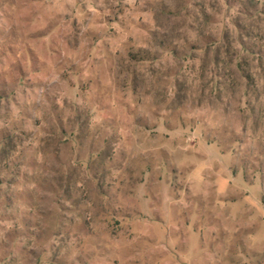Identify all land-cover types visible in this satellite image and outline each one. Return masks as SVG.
Instances as JSON below:
<instances>
[{"label":"clouds","instance_id":"9594fccd","mask_svg":"<svg viewBox=\"0 0 264 264\" xmlns=\"http://www.w3.org/2000/svg\"><path fill=\"white\" fill-rule=\"evenodd\" d=\"M0 264H264V0H0Z\"/></svg>","mask_w":264,"mask_h":264}]
</instances>
